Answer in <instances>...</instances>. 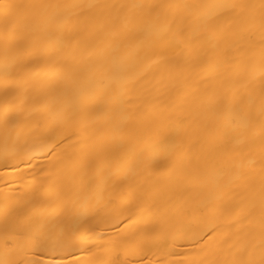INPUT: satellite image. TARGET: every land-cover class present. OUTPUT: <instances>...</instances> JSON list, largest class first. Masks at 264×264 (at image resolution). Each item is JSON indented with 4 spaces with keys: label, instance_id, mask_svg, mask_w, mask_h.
<instances>
[{
    "label": "bare ground",
    "instance_id": "1",
    "mask_svg": "<svg viewBox=\"0 0 264 264\" xmlns=\"http://www.w3.org/2000/svg\"><path fill=\"white\" fill-rule=\"evenodd\" d=\"M0 264H264V0H0Z\"/></svg>",
    "mask_w": 264,
    "mask_h": 264
}]
</instances>
